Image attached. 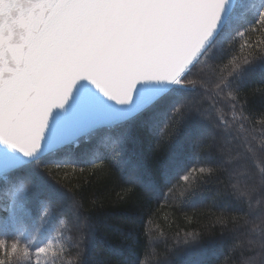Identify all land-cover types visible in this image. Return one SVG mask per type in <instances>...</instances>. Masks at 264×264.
<instances>
[{"label":"snow or ice","instance_id":"obj_1","mask_svg":"<svg viewBox=\"0 0 264 264\" xmlns=\"http://www.w3.org/2000/svg\"><path fill=\"white\" fill-rule=\"evenodd\" d=\"M257 16L255 23H264V0H0V237L15 236L0 238V264H21L33 254L56 264L65 252L59 237L71 230L58 216L69 198L80 236L67 245L76 248L68 264H89L88 218L51 166L94 164L109 150L123 152L132 125L172 141L157 171L166 179L180 166L175 131H207L201 147L212 166L186 169L180 197L191 201L210 177L223 176V194L237 214L215 223L239 252L236 264H264V119L249 121L243 107L237 110L234 83L264 77V48L208 73L197 68ZM259 94L264 99V87ZM225 101L231 118L220 107ZM136 180L154 194L151 180ZM29 220L39 240L27 239Z\"/></svg>","mask_w":264,"mask_h":264},{"label":"trees","instance_id":"obj_2","mask_svg":"<svg viewBox=\"0 0 264 264\" xmlns=\"http://www.w3.org/2000/svg\"><path fill=\"white\" fill-rule=\"evenodd\" d=\"M258 19L257 16L235 29L232 38L213 50L210 57H202L197 68L208 73L209 66L222 68L232 60L251 59L250 54L255 55L264 48V23H255ZM240 32L243 35L237 34ZM234 83L240 87L237 110L243 107L249 121L264 119V99L259 94L264 87V77L257 73ZM220 107L231 118V104L225 101ZM248 126L251 127V123ZM109 134L115 136L119 132ZM126 135L123 152L109 150L94 164L77 161L75 165L51 166L53 176L67 185L66 190L75 193V198L82 204L80 216L88 218L87 231L91 238L86 243V258L89 264H140L141 261L154 264L156 260L168 264H236L239 252L231 251L233 242L221 232L222 226L215 223L222 215L237 214L223 194L225 178L210 177L191 201L180 197L183 188L180 176L186 169L212 166L211 153L201 147L208 139L207 131L198 135L188 128L175 131V140L178 141L175 155L180 166L168 179L157 175V171L161 160L169 154L172 143L169 137L159 130L155 134L141 133L137 125L129 126ZM118 161L126 163L117 167ZM138 162L143 166L140 169L135 167ZM138 175L154 183V194L145 192L136 180ZM36 196L41 201L46 200L43 193ZM58 216L66 220L71 230L59 237L60 243L65 245V252L56 258V264H68L74 258L76 248L67 245L69 242L75 245L80 236L73 227L77 220L70 198L60 204ZM33 226L30 220L24 225L27 231ZM146 229H150L154 237L151 241ZM45 235L50 237L51 234ZM210 237L213 238L211 244L208 242ZM10 238L6 239L9 241ZM186 238L188 244L183 243ZM21 264L53 262L50 256L42 254L39 260L32 255L29 261Z\"/></svg>","mask_w":264,"mask_h":264},{"label":"rangeland","instance_id":"obj_3","mask_svg":"<svg viewBox=\"0 0 264 264\" xmlns=\"http://www.w3.org/2000/svg\"><path fill=\"white\" fill-rule=\"evenodd\" d=\"M37 224H39V220H37ZM27 233H28V235H27V239H28V240H32L33 238H35V239H37V240L40 239L41 234L38 233V232L36 231V226H35V225H34L33 227H31V229H30L29 231H27ZM8 237H9V236H8ZM8 237H0V238H4V239H6V238H8ZM12 237L15 238L14 235L11 236L9 242H11V241L14 239V238H12ZM21 242H22V243H25L26 241H25V239L22 238V239H21ZM47 242H48L47 239L43 240V243H47ZM35 246H36V247H39V246H42V244L37 243ZM32 249H33L32 253H34V252H35V248L32 247ZM33 257L37 258L34 254H33ZM33 259H34V258H33Z\"/></svg>","mask_w":264,"mask_h":264}]
</instances>
